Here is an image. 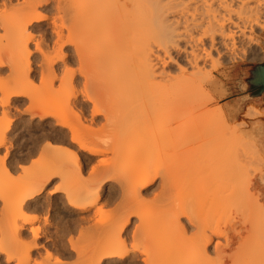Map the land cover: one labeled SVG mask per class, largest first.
Wrapping results in <instances>:
<instances>
[{"label":"bare ground","instance_id":"bare-ground-1","mask_svg":"<svg viewBox=\"0 0 264 264\" xmlns=\"http://www.w3.org/2000/svg\"><path fill=\"white\" fill-rule=\"evenodd\" d=\"M45 1L47 2V0ZM10 5L11 0H0V7L5 9L6 6ZM55 5L57 14L68 17L71 27L68 24L70 28L66 27L68 29L66 32L63 30V25L59 26L55 22L52 23V29L56 37L55 44L58 50L55 52L57 54H55V58L52 59L51 56L50 59L48 56H44L39 45H35L36 52L42 57L41 69L40 65L39 69L41 71L45 70L47 73L45 75L47 78L44 79L45 82L43 81L39 84L42 90L39 89L38 91L43 93L50 92V89L54 91L51 83L53 81H50L52 77L54 78V73L57 71L54 70V67L57 64L56 62L64 63L67 57L62 53V47L70 45L73 48L78 68L76 72L72 73L69 72L71 70H64V72L66 71L64 73L65 77L68 75L67 72H69L71 74L70 81L79 80L80 82L82 80L84 94L86 87L90 85L94 88H102V90L111 89L118 97L121 96L120 98L124 99L125 103L129 102L128 104L135 106L136 111L130 118L133 125L127 133L126 141L121 144L122 139H120L117 143L115 142L116 144L111 145L108 142L97 140L96 135L98 133L96 134V132H100L102 128L113 123L114 112L112 111L114 110L108 108L109 105H103L107 103L102 105H100V102L99 104L96 103V101L92 100L93 97L91 99V96L87 95V92L81 96V99L73 96L71 101L75 111V113L72 112L76 117V125H81V133H79L78 129L75 130V127L69 125L68 122L58 119V116L56 117L52 111L35 113L37 108L35 112L31 110L25 111L31 117L38 115L40 122L52 116L57 120L56 125L54 123L52 128L48 125L36 126L37 128L39 127L41 134L36 138L34 136L35 139L31 140L30 148L23 146L24 148H20V150L25 149V152H22L21 155L12 156L11 160L6 159L7 154L3 158L0 157V171H2L0 174H4L0 176V182L5 177L9 179L8 177L13 175L16 166L26 162L29 157L40 152L41 142L46 141L47 143H44L46 146L43 144L44 146H41L42 148L44 147L43 150L42 148L40 149L45 151V155L53 151L51 150L53 143L57 145L60 142H69L70 147L76 146L75 153H72L74 157H72L74 158L75 172H77L76 175L79 178H76V182L73 185H67L68 180H73V177L69 176L67 165H64L66 169L60 168L59 174L55 171L51 173V169L54 170V164L51 165L52 160H50V165L46 163L47 166L45 165V168L43 166L44 169L51 166L50 170L43 172L44 169L41 166L43 174H40V169L38 173L40 175L35 174L38 170L34 174L28 172L32 175V178H30L29 174L27 178L24 173H21V176H17L18 178L12 180V177L10 181L8 180L9 184L12 182L10 185L0 183V215L1 218L5 216V221L8 218L6 222H0V262L2 264H40L39 259H36L42 250L47 259L51 258L52 253L47 245L43 244V242L42 244L39 243L42 238L40 237L38 226L32 228L30 225L39 220L38 217L41 216L38 214L43 211L47 213L48 209L51 208L52 201V198L50 201L49 197H53L56 193H61V189L65 186L63 188L64 193H61L63 200L60 199V202H64H62V206L65 207L63 218L59 220L61 222L59 230H57L56 234H52L50 229L48 232L52 236L44 235L45 243L50 244L49 242H53V244L57 245L58 243L56 242L64 243L63 238L66 235L77 234L78 240L76 242H72L71 239L68 242L66 239L65 241L69 244L70 248L68 250L74 253L77 258H81L84 252L79 250V243L95 238L94 244L87 251V253L97 258L94 259L96 260L95 264H117L126 260L136 249L135 247H130L133 251L130 248V250H127V237L124 238L126 229L131 224L134 214L124 210V212L122 211L123 213H119L116 215L117 217H114L117 219H113L112 222L110 221L105 226L96 228L93 224L90 225L92 221H95L96 213L87 215V209L94 207L101 197L103 185L108 183L109 180L105 179V176L101 177L97 182L94 181L97 169L93 166L87 177L89 181L84 182V173L82 174V172L86 167V161L90 163L95 156L109 152L112 159L118 155L120 158H126L125 161L132 162L131 164L139 163L138 171L135 174L133 173L134 176L125 177V181L129 186L128 189H132L131 195L139 199L142 191L146 190L159 177L155 175V170L153 169L156 164L161 162L155 163L157 160L155 158L159 156L157 154V157H155L157 148L164 154L167 149L171 151L178 140H174L172 136L170 139L165 135L166 138L168 137L166 139L158 135L159 132H156L157 136L155 134V123L158 124L161 121L159 123L163 124L164 120L168 122V112H171L170 110L172 109L182 108L181 110L186 109L184 111H187L193 104V101L191 102L190 100L193 95L206 96L208 102L212 101L211 94L207 91V84L211 85L212 89L217 85L216 82H213L211 74L222 63H226V61L234 62L243 58L248 61L264 60V51L261 48L263 41L259 39L264 31V0H55ZM29 6L24 10H20L21 13L17 16L19 18L15 15L20 11L11 16L12 21H8V23L11 22L12 24L10 28L3 24V20L0 21V27L3 28L1 30L6 29L4 31L5 35L2 32L3 35H0V38H3V40L6 38L4 40L5 44L9 46L11 43L12 45L16 43L15 45L18 46L17 50L13 48L14 51L10 52L11 55L5 53V55H9L8 57L3 56V58L0 56V67L6 65L10 67L9 80L12 82V85H9V89L7 82H2L3 85L6 84L7 90L0 88V106L7 109L12 107L11 105L21 102V99L30 100L31 98L29 89L30 87L32 88L31 85L33 84V77L31 78L30 74L31 62L29 60L31 52L26 45L33 39L34 34L32 32L37 31L39 24L46 17L37 12L36 6ZM2 8H0V12ZM2 14L0 18L3 17L4 19V13L2 12ZM4 21L6 22L7 20L4 19ZM12 22L15 23L13 24ZM63 31L68 34L64 35ZM1 40L0 42H3ZM41 73L43 74V71ZM48 73L51 77H49ZM47 79L50 83H48ZM67 83L65 84L67 85ZM159 106L165 107V109L172 108L168 112L167 110L165 111L168 116L165 112L162 114L160 111L159 113L156 111ZM215 109L218 110L215 111ZM215 109V112L213 107L208 109L214 112H211V116L209 114L210 119H208V122L206 121L207 118L204 117L205 119L202 118L203 120H200L201 118L196 121L193 120L195 124L199 122L197 126L194 124L195 127H193V123H190L192 124L190 137H198L197 139H199L196 142L197 145L195 143L194 148H191L192 157L190 158H193V161L196 160V165L192 166L191 163L194 164L195 162H190V160L189 164L182 161L183 164L179 162L181 165L178 166V169L173 167L175 171L172 170L174 172L172 170L171 173L167 171L170 174L164 173L165 176L162 175L160 177L164 191L170 190L175 185L179 187L182 183L186 185L185 182H188L189 184L187 183L188 185L185 188L188 186L194 197L189 201L175 203L169 209L168 222L171 227V232H169L171 235L160 246V260L155 264H264V160L259 155L261 152L264 153V144L260 139L257 142H253L249 136L241 132V125H246L245 121H240L239 125L236 123L237 126L226 125L227 119L223 111L218 107ZM252 113L253 109L249 106L246 107L242 114V119L253 120L260 118L264 120L262 113L256 118L253 117ZM170 114L172 117V112ZM213 114H216V116L219 114L221 117L218 120L221 123L223 122V124L217 121L220 123L218 125L220 126L219 129L218 123L216 124L217 127L210 126L213 125L212 119L215 120L216 118H214L215 115L213 116ZM99 116L103 118L104 124L100 127V131H96L92 128V123ZM88 117L89 119L87 120ZM164 117L165 119H163ZM174 118L176 117L174 116ZM175 120L179 121V119ZM204 120L207 123L210 122L208 129L204 126ZM171 121L173 122L174 120ZM202 121L204 122L203 124H201ZM87 122H89V126H85ZM167 122L165 123L167 124ZM255 124L257 123L255 122L253 125ZM8 127L7 125L1 130L5 131ZM63 129L67 130L68 137H70L69 141H66L68 138ZM254 129H258L257 125ZM4 133L6 131L1 134L4 136ZM3 136H1V139L4 138ZM89 138H94L98 141L95 147L91 145V143L95 142L91 141L90 143V141H87ZM4 140L5 138L1 140L3 145ZM129 142H134L135 146L133 148L129 147ZM119 144L122 146L120 147ZM112 145L117 146L114 148ZM81 152L85 153V155ZM58 153L56 152L57 155H59ZM56 154L54 155L56 156ZM121 154L125 157H121ZM49 156L51 155L49 154ZM165 157L168 159V155ZM161 158L163 162L166 160L163 157ZM197 161H200V163H197ZM57 163L55 162V164ZM108 167V172L114 169L111 165ZM19 169H22V167H19ZM31 169L27 168L28 171L33 172ZM246 169L249 170L248 173L251 172L248 177L246 176L248 174L245 172ZM64 172L68 174L65 176ZM81 175L83 177L80 179ZM56 176H59L60 180L66 183L60 181V187L54 188L55 190L53 189L51 192L48 191L50 193L45 199L46 203L40 202V195ZM64 176L67 180H64ZM239 177L241 180H239ZM124 185H126L125 182ZM83 187L85 190L81 189L82 191H79V188ZM58 188H61V191ZM205 190L206 192H204ZM207 191H210L208 192L210 194H205ZM207 195H209L208 198L213 203H221L223 210H227L228 213L234 212V220L232 216L231 218L229 217L230 219L226 217V220H223L222 217H218V213H215L214 216H208L203 211ZM130 198L133 199L132 197ZM114 200L115 195H110L107 203L113 204ZM99 207H102V204ZM227 211H223V213H226L221 215L224 216V219ZM31 213L32 217L30 216ZM165 214L162 216L165 217ZM181 219H186L187 223L181 224ZM138 224L132 232L134 237L138 232L139 234L142 233L143 228L146 229L149 225L142 222ZM189 227H193L194 230L192 232L189 231ZM95 230H98L97 234L92 236L93 234L91 235V233L95 232ZM213 238L221 239L222 242H215L214 250L210 253L208 252V246ZM187 246L191 247L190 255L177 253L178 249H183ZM39 250L40 252L36 253L34 257L33 252L35 253ZM147 259L148 257L142 259L143 264H148ZM41 260H44V258ZM53 264L63 263L55 259Z\"/></svg>","mask_w":264,"mask_h":264},{"label":"rangeland","instance_id":"rangeland-1","mask_svg":"<svg viewBox=\"0 0 264 264\" xmlns=\"http://www.w3.org/2000/svg\"><path fill=\"white\" fill-rule=\"evenodd\" d=\"M28 5L36 6L37 12L40 15L45 16L46 19L39 24V27H38L36 32H32L34 34L33 35V39H32V41H29L27 43V45H26L28 50L31 52V57L29 59L30 62H31L30 63V67H31L30 74H31V78L33 77V81H32L33 84L31 85L32 88L31 87L29 88L30 92H31V95H32V96L30 95V97H31L30 100L21 99L20 100L21 102H19L18 104L11 105L12 107L8 108L9 110L7 108H3V107L0 106V135L3 136V134H1V133L6 131V133H4L5 135L3 136L5 138L4 145L2 144L3 142H1V140H3L4 138L1 139L2 137L0 136V143H1L0 144V153H1L0 157L3 158V156L5 154H7L6 155V159L7 160L8 159L11 160L14 156L21 155L22 152H25L24 151L25 149L20 150V148H24L25 146H26V148L27 147L28 148L31 147L30 144L33 141L32 139H35L36 137H38V135L41 134L40 129H38L39 127L37 128L36 126H38V125H48V126H50V128H52L54 123L56 125V122H57V120H55L56 118L51 116V117H47L44 121L40 122L39 121L40 117L37 114L36 115L38 117L37 116L31 117L30 114H28V112L27 113L25 112L26 110H31V111L35 112V109L37 108L35 113H39L40 111H46V112H48V111L51 112L52 111V113H54V115H56V117L58 116L57 117L58 119L60 118V119H63V121L68 122L69 125L75 127V130L78 129L79 133H81V131H82L81 128H80L81 125H76L77 122H76V117L74 115L75 111H74L73 105H71L72 104L71 101L73 100L72 99L73 96H76L78 99L82 98L81 96H83V94H84V91H83L84 87L82 85V80H80V82H79V80L78 81L77 80H72V81L69 80L70 77H71V74L69 72H71V73L74 72V71L76 72V70L78 68L77 64H76L77 62H76V60L74 58L73 48L70 45H65V46L62 47V53L64 55H66L67 58H66V60L64 61L63 64L61 62H56L57 64L54 67V70L55 71L57 70L55 72L56 74L54 73V78L52 77L51 80L49 79L50 81H53L51 83L53 84L52 87L54 88L53 89L54 91H52V89H50L52 92L48 91L46 93L38 91L39 89L42 90L41 89V85H39V84H41L44 81V79L47 78V76H45L47 73H46L45 70H42L44 75L41 73L42 71L40 70L41 69V65L40 64H42V62H41L42 61V59H41L42 57L40 56V54L38 52H36L35 45H37V44L39 45L40 50L42 49L41 51L44 54V56H48L50 59H51V56H52V59L55 58L56 57L55 56V54H56L55 52L58 51V50H57L56 44H55L56 43V39H55L56 37H55L53 29H52V27H53L52 23L55 22V24L59 25V26L63 25V30L64 31H66V30L68 31L67 28L71 27V23H69L70 22L69 18L66 17V16L63 17V15H58L57 14L56 9H55L56 8L55 0H47V2L45 0H24V1L23 0H11V5L10 6H6L5 9L0 7V8H2L1 12H0L1 13L0 17L3 15L2 14V12H3L4 13V17H5L4 19L7 20L5 22L3 17H2V18H0L1 19L0 21L3 20L2 21L3 24H6V26L10 28L12 26V24H11V22L8 23V21H12V19H11L12 17L11 16L16 14V13H18L22 9L23 10L26 9ZM20 13H21V11L15 16L17 17L18 15H20ZM14 17H13V19H14ZM17 18H19V17H17ZM12 23L14 24L15 22H12ZM9 24H10V26H9ZM68 24H70V27H69ZM1 28L2 27H0V35H3V33L5 35L4 31L6 29L2 31ZM64 31H63V33H64ZM67 34L64 33V35H67ZM263 38H264V31L260 35L259 39L261 41H263ZM0 39H2L1 41L4 42V43L0 42L1 43L0 44V56L8 57L9 55H11V53H10L11 51H14L16 48H18V46L15 45L16 43L14 41L13 42L15 44L12 45V43H11L10 46H9V45L5 44L4 40L6 38H4V40H3V38H0ZM10 41H12V40H10ZM6 45L8 46V49H7ZM4 47H5V49H4ZM13 48H14V50H13ZM261 48L264 51V41H263V45H262ZM1 49H2V51H1ZM3 51H7V52H3ZM5 53H8L9 55H7V54L5 55ZM15 53H16V51H15ZM4 60H6V59H4ZM258 63H264V60H262V61H258V60L257 61H255V60L254 61H248V60L243 58V59H240V60L237 59L234 62H227L226 61V63L225 62L222 63L220 66H218L217 69L213 70L212 74H211V78L213 79L214 83L216 82L217 85L212 89L211 85L207 84V91H209L210 94H211V100L212 101H210V102H208V98H206V96H199L198 95L199 96L198 97L197 95L196 96L193 95L192 99H194V100H192V99H190V100H191V102L193 101L194 105L190 104L191 105L189 107L190 109L187 106V108L189 109V110L187 109V111H184L186 109L181 110L182 108H177V109H174V110L172 108L165 109V107L162 108L160 106L156 108V111L158 113L160 111L162 114H164V112L166 110L168 112L169 109H172V110H170L172 112V117H171V114H170L171 112H168L169 113V117L168 118H169L170 122L169 121L167 122L166 120H164L165 122H167V124L164 121L162 122L163 124H161V123H159L161 121H159V122L157 121L158 124L155 123V134H156V132H159L158 135H161L164 138H166L165 137V135H166L169 138L172 136V137H174V140H177V139L178 140L175 142V144L173 146V149L171 151H170V149L169 150L167 149L166 151H164V154L161 153V151L158 148H157V150L155 148V150H156L155 157H157V154L159 155L157 158H155V160L156 159L158 160V161L156 160L155 163L160 162V161L161 162L156 164L155 168H153V169L155 170L154 171L155 175H157L159 177H158V179L153 181V183L146 190L142 191L141 197L139 199H136V198L133 197V195H131L132 194V191H131L132 189H128L129 186L127 185V183L125 181L126 180L125 177H128L129 175H133L134 176L136 171H138L137 169L139 168L138 167L139 163L131 164L132 162L129 163L127 160H126L127 161L126 162L125 161L126 158L125 159L120 158L118 155L116 156L118 159L116 157L114 159H112L111 155H109L110 154L109 152H106V153H103L101 155L95 156L94 159H92L93 161L92 162L90 161V163L89 162L87 163V161H86L85 166L87 168L86 167L84 168V170L82 172V174L84 173L83 174L84 177L81 175L80 179L83 177V181L86 182L88 180L87 177L89 176V171L94 166L97 169L96 174H95L94 179H93L94 181L97 182L101 177L103 178L105 176H106L105 179L109 180L108 183H105L103 185V191H102V194H101V197H100L101 199L99 198V200L95 204L96 206L94 205V207H91V208L87 209V213H86L87 215H92L93 213H96L95 217H94L95 221H92L90 223V225L93 224L96 228H99L101 226H105V225L109 224L110 221L112 222L113 219H117V218H114V217L117 214H119V213H123L124 210H128L131 213L133 212V214H134V218L131 219V224H129L127 229H126V234H124V238L127 237V245H126L127 250L130 247H132V248L135 247L137 249V251H135L136 249L134 248L135 249L134 252L132 254H130V256L126 260L122 261L121 263H117V264H132V263H136V262H138L136 264H143L142 259H146L147 257H148V259H147L148 260L147 261L148 264H155L156 262H159V260H160V254H159L160 251L159 250L161 249L160 246L164 243L166 238H168L171 235V233H169V232H171V229H170L171 227H170L169 222H168L169 221V219H168L169 218V216H168L169 215V213H168L169 209H171V207L175 203L185 202L186 200L189 201V200H191L194 197L193 194H192L193 192L190 190V188H188V186H187L188 189L185 188V186L189 184L188 182H185L186 185H184L183 183L182 184L179 183L180 184L179 187L174 184L175 186L171 187L170 190L164 191L162 189L161 180H160V177L162 175L165 176V174H167L168 172L171 173V170L172 169L174 170L173 167L178 169L179 168L178 166L181 165L180 163L183 164V162H184V163H188L189 164L191 161L192 162L196 161V160L193 161L194 159L190 158V157H192L191 150L194 148L193 146H195V143L199 139H197L198 137H195V138L193 136L190 137L191 136L190 135V129H192L191 128L192 124H190V123H193V127H195V126H197V123L199 124V122H197L195 124L194 121H196L198 118L199 119L201 118L200 120H203L202 118H204V117L207 118L206 121L208 122V119H210L209 117L211 116L212 113H214L215 111L218 110V109L217 110L215 109L216 107H218L220 110L223 111V113H224V115H225V117L227 119V122L225 123L226 125H230V126L231 125H236L237 126L236 123H238V125H239L240 121H245L246 125H241V128H240L241 132L243 134H245L246 136H249L252 139L253 142H257V140L260 139L258 137V135L256 134V132H255L256 129H254V128H255L256 125L258 127V124H259L258 122L264 123V120L260 119V118L253 119V120H244V119H242V114H243L244 110L246 109V107L249 106V107H251L253 109V113L252 114H253L254 118L259 117L261 115V113L264 115V111H263L264 110V98L262 99V102L260 104H255L253 102H247V103H245L243 105L235 106L233 104V100L235 99V96L238 93V91H237L235 86H232L229 83L231 81V75H232L233 71H235L237 68H241L242 66L248 65V64H258ZM39 65H40V69H39ZM9 68L10 67L8 65H6L4 67H0V80H1V82H0V86L1 87L0 88H2V89H4V88L6 89L7 87L9 89V85L10 84L12 85V82L9 80V74H10L9 73L10 72ZM66 69L67 70H71V71L67 72L68 75H66V77H65L64 73L66 71L64 72V70H66ZM44 71H45V73H44ZM40 75H42V76L40 77ZM49 77H51L50 74H49ZM6 79H8V80L6 81ZM47 81H48V79H47ZM50 81H48V83H50ZM2 82L3 83L7 82L8 86L6 87V84L3 85ZM9 82H11V83H9ZM62 82L64 83V85H63ZM65 83H67V85ZM37 85L39 86V88H37L38 87ZM47 86H49V85H47ZM90 86L86 87L85 91L88 93L87 95L91 96V99L93 97L92 100L96 101V103L99 104V102H100V105H102L103 103H107V104H103V105H106V106L109 105L108 108H110L111 110H114V111H112V112H114L113 113V117H114L113 123L111 125H108V126L102 128L101 131H100V127L103 126V124H104L103 118L101 116L98 117L99 119L97 118V120H95L96 122L94 121L92 123V128L94 130H96V131L97 130L100 131V132H96V134L98 133L96 135L97 140H102L104 142H108V144L111 145V144H116L118 142V140L122 139L123 141L121 140V144H122V142L124 143L126 141L127 133L129 131V129L132 128L133 123H132V120L130 118L133 115V113H135L136 107L132 106L131 104H128L129 102L125 103L126 101H124V99L120 98L121 96L118 97L117 94L115 92H113V90H111V89L110 90H108V89L107 90H105V89L102 90V88H97V87L94 88L93 86H91V87ZM48 88H50V87H48ZM72 89H73V91H72ZM43 91H44V89H43ZM45 91H46V88H45ZM108 91H112L113 93L112 92H108ZM75 92H77V93H75ZM81 92H83V93H81ZM86 92H85V94H86ZM90 92L92 93V95H90L91 94ZM71 93H73V94H71ZM116 96H117V98H116ZM0 97H1V94H0ZM202 97H203V99H202ZM195 99H197V100H195ZM203 100H204V102L202 103ZM203 104H204V106H203ZM195 105H197L196 106L197 108L195 107ZM200 105H201V107H200ZM198 107H200V108H198ZM203 107H204V109H203ZM212 107H213V111L215 109L214 112L212 110H208V109H211ZM206 109H207V111H206ZM179 110H181V111H179ZM8 112H9V114H8ZM167 112H165V114L168 116ZM233 113H234V115H233ZM209 114H210V116H209ZM174 116L176 118H174ZM206 116H208V117H206ZM213 116H214V118L215 117L216 118H215V120L212 119L213 120V122H212L213 125H210L211 127L212 126H216V124L218 123L217 121H219L220 118H221L219 116V114L217 116H216V114H213ZM88 119H89V117L87 118V120ZM161 119H162V117H161ZM163 119H165V117ZM175 119H179V121L175 120ZM171 120H174L173 121L174 123ZM204 122H205V120H204ZM204 122L202 121V123L201 122L200 123L203 124ZM207 122H205L204 126L208 129V127H209L208 125L210 124V122L209 123H207ZM255 122L257 124L253 125ZM6 123H7V125L9 127H8V129L6 128L5 131H2L4 129L3 127H7ZM220 123H218L217 126ZM194 124H195V126H194ZM206 124H207V126H206ZM221 124H223V122ZM89 125H90L89 122H87L85 124V126H89ZM204 126H202V127H204ZM219 128H220V126H218V129ZM211 130H213V129H211ZM63 131L66 132V134H67V130L66 129H63ZM213 132H215V131H213ZM34 136H35V138H34ZM68 136L69 135L67 134V138L68 139H66V141H69L70 137H68ZM168 137L166 139H168ZM93 139L89 138V139H87V141H90V143H91V141L95 142V143H91V145L93 147H95L96 143L98 141H96L95 139L93 140ZM44 141H46V140H44ZM261 142L264 144V140H261ZM44 143H47V141L43 142V143L41 142L40 145L42 146ZM127 145H128V142H127ZM196 145H197V143H196ZM41 146H40V149L42 148ZM52 146L51 147L53 149L51 148V150H53V151H51V153L52 152H55V153L51 154V153L48 152L46 154L47 155L46 156L45 155V151H42L44 147L42 148V150L39 149L40 152H37V154H35L34 156L29 157L28 158L29 160H27L26 162H23L22 164H19V166H16V168L17 167L18 168L17 169L15 168V171H14V172H16L15 174H14V172H13V175H11V176L8 174L10 176V177L7 176L9 179H6V177H5V178L2 179V181H1L2 183L1 182L0 183L4 184V185H6V184L10 185L12 182H10V184H9L8 180L10 181L11 180L10 178H12V177H13L12 180L14 178H18L17 176H21V173L22 174L24 173V175H26L27 178H28V174L29 175H30V173L34 174V172H36L37 170L38 171L35 174H37V175L43 174L42 170L49 164V161L52 160L51 161L52 162L51 165L54 164L53 165L54 166L53 167L54 170L51 169V173L55 171V172H57L59 174L58 171H60L61 169H66V168H67V170L69 169L68 170L69 174H70L69 176H72L73 180L72 181L68 180L69 181L68 183H70V182H72V183H70V184L67 183V185H73V183L76 182L75 181L76 178L77 179L79 178L76 175L77 172H75L76 169H75L74 160H73L74 159L73 158L74 157L73 154L75 153L76 146L73 145V146L70 147L69 142L68 143H61L60 142V143H57V145H56V143H53ZM115 146H117V145H115ZM115 146L112 145V147H114V148H115ZM119 146H120V144H119ZM134 146H135L134 142H131V143L129 142V147L133 148ZM5 148H6V150H5ZM55 150H57V151H55ZM20 151H21V153H20ZM77 151H76V153H77ZM43 152H44V154H43ZM56 152H59L58 153L59 155H57ZM38 153H40L41 155L38 154ZM81 153L83 155H85V153H83V152H81ZM49 154L51 156H49ZM54 154H56V156ZM79 154H80V152H79ZM160 154H162V155H160ZM52 155H54L53 156L54 158L52 157ZM163 155H165V156L168 155V159L165 156H163ZM259 155L262 156V158L264 160V153L261 152V153H259ZM120 156L122 157L124 155L121 154ZM161 157H163V158L165 157L164 159H166V160L163 162ZM186 158H188V159H186ZM46 160H48V161L46 162ZM72 160H73V165H72ZM184 160L185 161L187 160V161L185 162ZM189 160H190V162H189ZM57 161H58V163H57ZM55 162L57 164H55ZM46 163H47V165H46ZM197 163H200V161L199 162L197 161ZM64 165L65 166L67 165L66 168H65ZM109 165H111L112 168L114 167V169L110 168L111 171L108 172V168H109L108 166ZM191 165L192 166L196 165V162L194 164L191 163ZM197 165H199V164H197ZM41 166H42V168L44 166V168L42 169ZM19 167H22L23 170L19 169ZM50 167L51 166H49V168ZM68 167H70V168H68ZM27 168L28 169L32 168L31 170H33V172H31L30 170L28 171ZM33 168L35 169V171H34ZM49 168L44 169L43 172L46 171V170H50ZM40 169H41V172H40V174H38ZM25 170H27V171H25ZM173 170H172V172L175 171V170L174 171ZM248 171H249L248 169L245 170L246 173H248ZM0 172H2V171H0ZM25 172H27V174H25ZM28 172H30V173H28ZM64 173H65L64 174L65 176L68 174V173L66 174V172H64ZM170 173H168V174H170ZM246 173H245V175H246ZM250 173H248L246 176L248 177V175ZM1 175H4V174L2 173V174H0V176ZM65 176H64V180L66 179ZM244 176H242V177L245 178L246 176L245 177ZM30 178H32V175H30ZM69 179H70V177H69ZM123 179H124V182H125L126 185H124ZM239 180H241V178ZM60 181L66 183L65 181L60 180L59 176H56L53 179L52 183H50L49 185H47L45 187L44 192L40 195V202L46 203L45 199L48 196V193L53 191L54 188L56 189L58 186L60 187V185H59ZM240 183H241V181H240ZM63 188L61 189L62 190L61 193H64V189ZM81 189L85 190V188L83 187V188H79V191ZM65 190H67V189L65 188ZM74 190H78V189L76 188ZM129 190H130L131 193L129 192ZM48 191H50V192H48ZM204 192H206V190ZM208 192H210V191H207V193H205V194H210ZM61 193H56L53 197H49L50 201H51V198H52L51 208L48 209L47 213L45 211H43L41 214H38V215L41 216V217H38V219H39V220H37L38 222L36 221L32 225H30L32 228H36L35 226H38L39 234H40V237L42 238L41 241H39V243L42 244V242H43V244L47 245V247L49 248L50 252L52 253L51 254L52 256H51L50 259H47L46 256L44 255L45 253H44L43 250L41 252H40V250L36 251L35 253L33 252V256L34 255L36 256V253L40 252L39 256H37L38 258L36 257L37 258L36 260L39 259L40 262L39 261L38 262L40 264L41 263L42 264H53L55 262V259L60 260L63 264H90V263L91 264H95L96 260H94V259H97V258L94 255L87 253V251L91 247V245L94 244L95 238H92L94 240L89 239V240L83 241V243L80 242L81 244L79 243V245H78L79 246V250L84 252L83 256L81 258H77V256L74 253H71V251L68 250L70 248L69 244L67 243L68 240L71 239L72 242H76L78 240V235L77 234L76 235L72 234L71 236L70 235H66V237L63 238L64 243L67 241L65 244L56 242V243H58L56 245L55 243L53 244V242H49L52 245L51 246L50 244H48V243L46 244L45 243V240H44L45 238H43L44 235L52 236V235H50L51 233L52 234H56L57 230H59L58 229L59 225L61 224V222L59 220H61L63 218V214H64L63 211H64V207L65 206H62V202L63 201L60 202L61 200H63V198H62L63 195ZM110 195H115V200H114L113 204L109 203L110 204L109 205L107 203V200H108V197ZM130 197H132L133 199H131ZM208 197H209V195H207L206 204L203 207V211H205L208 214V216H211V215L214 216L215 213H218V217H222L223 220H226V217H228V218L230 217L231 218V216H232V219L234 220V218H233L234 217L233 216L234 212H231V213L229 212L228 213L227 210H223L222 209L223 206H221V203H217V202L213 203L210 200V198H208ZM50 201H49V203H50ZM99 203L102 204V207H99L100 206ZM98 208H100V209H98ZM165 211H167V212H165ZM223 211H227L225 219H224V216H221V215H224L226 213V212L223 213ZM165 213H168V214H165ZM163 214L166 215L165 216L166 218L162 216ZM30 216L32 217V213L30 214ZM28 217H29V215H28ZM157 217H159V218H157ZM3 218H4V220H3ZM0 219H2V221H0V222H3V221H5L6 218H5V216H3L1 218V215H0ZM7 220H8V218H7ZM139 222H142L143 224H146V225L149 224V225H148V227L144 226V227H146V229L143 228V230L141 231L142 233L139 234V232H138V234H136V236L134 237L132 235V232L135 229L134 227L139 225L138 224ZM180 222L183 225L187 223L186 219H181ZM47 227H48V229H47ZM55 228H56V230H55ZM45 229H46L47 232L45 231ZM49 230L51 231V233L48 232ZM188 230L192 232L194 230V228L193 227H189ZM54 231H56V232H54ZM97 231L98 230H95V232L93 231L91 233V235L93 234L92 236H94L95 234H97ZM65 239H66V241H65ZM217 241L222 242V240L218 239V238H213L212 239L211 244L208 246V252L212 253V251L214 250V244ZM54 245H55V247H54ZM132 248H130V249H132ZM65 250H66V252H65ZM132 251H133V249H132ZM190 252H191V247L190 246H187V247H185L183 249H178L177 250V253L181 254V255H190ZM42 255H43V257H42ZM39 257L41 259L44 258V260H41ZM93 261H94V263H93ZM100 264H102V263H100Z\"/></svg>","mask_w":264,"mask_h":264},{"label":"water","instance_id":"water-1","mask_svg":"<svg viewBox=\"0 0 264 264\" xmlns=\"http://www.w3.org/2000/svg\"><path fill=\"white\" fill-rule=\"evenodd\" d=\"M229 83L235 86L238 91L233 100L235 106L247 102L260 104L264 98V63L248 64L237 68L233 71ZM255 132L260 140H264V123L259 122Z\"/></svg>","mask_w":264,"mask_h":264},{"label":"snow or ice","instance_id":"snow-or-ice-1","mask_svg":"<svg viewBox=\"0 0 264 264\" xmlns=\"http://www.w3.org/2000/svg\"><path fill=\"white\" fill-rule=\"evenodd\" d=\"M0 264H2V262H0Z\"/></svg>","mask_w":264,"mask_h":264}]
</instances>
